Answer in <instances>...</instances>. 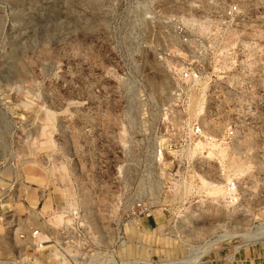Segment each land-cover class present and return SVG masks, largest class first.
<instances>
[{
  "label": "rangeland",
  "instance_id": "374dc122",
  "mask_svg": "<svg viewBox=\"0 0 264 264\" xmlns=\"http://www.w3.org/2000/svg\"><path fill=\"white\" fill-rule=\"evenodd\" d=\"M182 66L203 76L178 107ZM196 117L237 136L180 176H231L234 215L198 187L181 197L170 154L154 158L163 122ZM141 179L142 196L183 212L126 213L119 193ZM74 208L87 232L69 253L85 264H264V0H0V264L74 263L27 231L56 238Z\"/></svg>",
  "mask_w": 264,
  "mask_h": 264
},
{
  "label": "built area",
  "instance_id": "2783aa9c",
  "mask_svg": "<svg viewBox=\"0 0 264 264\" xmlns=\"http://www.w3.org/2000/svg\"><path fill=\"white\" fill-rule=\"evenodd\" d=\"M179 33L184 41H187V37L182 28L179 29ZM177 71V87L172 93V99L175 105L180 107L185 104V98L189 90L202 83L203 69L202 66H182L178 68ZM173 117L172 115H167V120ZM200 119L199 117L185 118V120L179 124V127L173 122H163L162 124L165 126L164 129L156 130L157 145L153 150L154 158L158 166H163L166 162L167 154H170L172 166L175 170L173 173H170V176L178 183L184 181V177H182V175L180 176V173L192 167L194 161V159H192L193 155L199 156L201 153V151L197 149L199 145L205 146V149L208 150L210 148L218 149L233 143L236 139L237 130L233 125L229 124L225 129L213 133L204 127ZM125 165L132 168H142V157L137 159L136 163H126ZM187 183V180L181 183L183 184L182 186L181 184L178 185L177 183H173V185L177 184V190L181 197ZM225 189L227 192L226 202L232 207L238 206L240 203V193L237 182L233 180L225 186ZM162 191L161 196L170 192L169 187H164ZM179 195L176 196L179 197ZM127 196L128 195L120 192L118 197L121 203H123L122 207H124L126 213L130 205H132L131 214L134 219H142L143 216L150 214L157 208L163 213L166 212L174 215H179L183 212L182 207L184 205H181V202L178 206H175V208L171 207L172 210H170L165 202L161 199H156L157 197L153 195L150 190L149 192L145 191V194L142 196V179L138 182L133 194ZM64 213L74 218V224L60 228L56 238L51 239L49 237L50 243L56 244L63 260L71 259L74 262L72 264H85L79 262L80 257L76 254L72 255L69 253V250H76L77 247H79L80 241L87 232V228H83L80 219V211L71 209ZM5 218L6 217H1L0 220L4 221ZM27 228L29 239H31L32 242L42 234L40 227L33 224H29Z\"/></svg>",
  "mask_w": 264,
  "mask_h": 264
},
{
  "label": "bare ground",
  "instance_id": "6f19581e",
  "mask_svg": "<svg viewBox=\"0 0 264 264\" xmlns=\"http://www.w3.org/2000/svg\"><path fill=\"white\" fill-rule=\"evenodd\" d=\"M186 23H189V21H186ZM206 126V125H205ZM197 149L198 150H200V151H202V150H204L205 149V146H201V145H199L198 147H197ZM213 150H219V153H220V157H222V158H225L226 157V149H221V148H218V149H215V148H212ZM215 155V153L214 152H212V151H209V156L210 157H212V156H214ZM242 172V170L240 171V173ZM196 180H197V178H196ZM199 184L198 185H194V183L192 182V183H187L186 185H185V191L186 192H188V193H190L191 192V190L192 189H196V187H198L197 189H199V190H205L207 193H208V195H210V196H212V198L213 199H215L214 201H218V199L220 198V199H222L225 203H226V205H228V203L226 202V199H227V192H226V189H225V186L222 184H220V183H218V184H215L214 182H210V181H208V180H206L205 178H203L202 176H200L199 177ZM227 181L230 183V182H232L231 181V176H228V179H227ZM182 186V185H181ZM176 187V186H175ZM177 189V188H176ZM194 189V190H195ZM184 191V192H185ZM190 191V192H189ZM183 192V193H184ZM185 192V193H186ZM183 194V195H186V194ZM187 193V194H188ZM75 209V208H74ZM77 209V208H76ZM240 209H241V206H233L230 210H229V214H231V215H234V214H236L238 211H240ZM218 210V209H217ZM209 211V210H208ZM67 217L69 216V215H66ZM69 218H70V216H69ZM66 217H63V216H58L57 218H56V220L59 222V223H62L63 224V222H66ZM68 222H69V220H68ZM61 224V225H62ZM68 226V225H67ZM14 232H15V234H16V236H17V234H18V228L16 229L15 227H14ZM42 235V234H41ZM39 236L34 242L36 243V246L38 247V250H42V249H45V248H47L48 246H44V244H46V243H50V240H48V236ZM50 239V238H49ZM48 241V242H47ZM220 241H222V240H218V241H216L213 245H212V249H213V247L215 246V245H217ZM210 249V248H209ZM211 249V250H212ZM14 263V262H13ZM14 264H16V263H14Z\"/></svg>",
  "mask_w": 264,
  "mask_h": 264
},
{
  "label": "crops",
  "instance_id": "0c3cea01",
  "mask_svg": "<svg viewBox=\"0 0 264 264\" xmlns=\"http://www.w3.org/2000/svg\"><path fill=\"white\" fill-rule=\"evenodd\" d=\"M153 218H154V216H153ZM155 221H156V219H155ZM146 222H147L148 226L154 227V226H152V225H154L153 219L150 216L146 218ZM12 233L15 234L14 230H12Z\"/></svg>",
  "mask_w": 264,
  "mask_h": 264
}]
</instances>
